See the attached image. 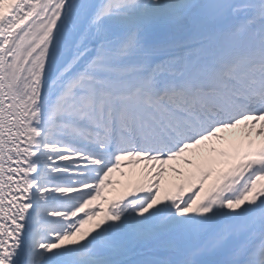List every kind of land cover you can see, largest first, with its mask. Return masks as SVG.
<instances>
[{"label": "snow or ice", "instance_id": "snow-or-ice-1", "mask_svg": "<svg viewBox=\"0 0 264 264\" xmlns=\"http://www.w3.org/2000/svg\"><path fill=\"white\" fill-rule=\"evenodd\" d=\"M0 264H264V0H0Z\"/></svg>", "mask_w": 264, "mask_h": 264}, {"label": "bare ground", "instance_id": "bare-ground-1", "mask_svg": "<svg viewBox=\"0 0 264 264\" xmlns=\"http://www.w3.org/2000/svg\"><path fill=\"white\" fill-rule=\"evenodd\" d=\"M260 126H261V124L258 123L256 125V129H259ZM256 129L253 130V133H255ZM253 136H255V135L253 134ZM212 144L213 143L211 142L210 146L208 148H215L216 149L215 152L208 153V148L203 149V151L208 153V159L207 160H196V159H194L192 165H186V164L183 163L184 157H182L178 161L170 162L169 165H165V168H166L165 180H169V181L173 182V184H175L177 182H181L182 179H186V175L188 174V172L193 171L194 168H196L197 166L203 165V163H207V164L211 165L214 168V164H216L215 162L218 161V159H219L218 158V154L219 153L217 151L219 148L217 149V147L222 148V146L220 145V144H222V142L221 141H217L216 143H214L216 145H212ZM189 158H192V157L189 155ZM149 167H151V166H149ZM173 167L179 168L181 173H184V175H178L175 172H173L172 171ZM121 170H123L124 172L129 174V175H125L129 179V181H133L134 183H136V182H139V181L143 182V180H144V176L141 174V168H139V167L126 166V167H124ZM152 171H155V169H152ZM112 175L114 176V178H118L119 177V173H115L114 172Z\"/></svg>", "mask_w": 264, "mask_h": 264}, {"label": "rangeland", "instance_id": "rangeland-1", "mask_svg": "<svg viewBox=\"0 0 264 264\" xmlns=\"http://www.w3.org/2000/svg\"><path fill=\"white\" fill-rule=\"evenodd\" d=\"M164 183H165V185L167 186L170 182H169V180H165ZM119 189H120V186H119V185H118V186H115V191H116V192H117ZM86 227H87V226H86Z\"/></svg>", "mask_w": 264, "mask_h": 264}]
</instances>
